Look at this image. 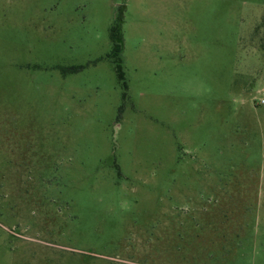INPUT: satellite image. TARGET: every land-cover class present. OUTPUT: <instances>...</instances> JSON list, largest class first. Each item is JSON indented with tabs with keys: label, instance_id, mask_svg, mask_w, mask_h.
Here are the masks:
<instances>
[{
	"label": "rangeland",
	"instance_id": "obj_1",
	"mask_svg": "<svg viewBox=\"0 0 264 264\" xmlns=\"http://www.w3.org/2000/svg\"><path fill=\"white\" fill-rule=\"evenodd\" d=\"M262 98L264 0H0V264H264Z\"/></svg>",
	"mask_w": 264,
	"mask_h": 264
},
{
	"label": "trees",
	"instance_id": "obj_2",
	"mask_svg": "<svg viewBox=\"0 0 264 264\" xmlns=\"http://www.w3.org/2000/svg\"><path fill=\"white\" fill-rule=\"evenodd\" d=\"M115 35L114 33L112 34V39H115L114 38ZM120 52H121V40L119 38L116 37V44H115V47H114V57H118L120 55ZM119 64L116 65V73H117V77L119 80H121L123 82V85H124V88L126 89V84L124 82V73H123V70H122V66H121V63H122V59L121 57H119ZM82 67H79V68H76V69H73V70H81ZM65 72V70H64ZM126 96V94H124V97Z\"/></svg>",
	"mask_w": 264,
	"mask_h": 264
},
{
	"label": "built area",
	"instance_id": "obj_3",
	"mask_svg": "<svg viewBox=\"0 0 264 264\" xmlns=\"http://www.w3.org/2000/svg\"><path fill=\"white\" fill-rule=\"evenodd\" d=\"M260 103H262V104L264 103V98H262V99L260 100Z\"/></svg>",
	"mask_w": 264,
	"mask_h": 264
}]
</instances>
